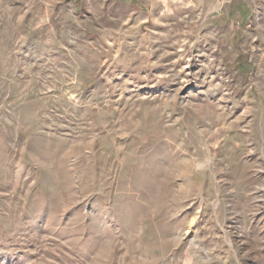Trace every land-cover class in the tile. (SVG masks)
<instances>
[{
  "label": "rangeland",
  "instance_id": "374dc122",
  "mask_svg": "<svg viewBox=\"0 0 264 264\" xmlns=\"http://www.w3.org/2000/svg\"><path fill=\"white\" fill-rule=\"evenodd\" d=\"M0 264H264V0H0Z\"/></svg>",
  "mask_w": 264,
  "mask_h": 264
},
{
  "label": "crops",
  "instance_id": "0c3cea01",
  "mask_svg": "<svg viewBox=\"0 0 264 264\" xmlns=\"http://www.w3.org/2000/svg\"><path fill=\"white\" fill-rule=\"evenodd\" d=\"M245 5H246V3H245ZM242 7L244 8L245 6L243 5Z\"/></svg>",
  "mask_w": 264,
  "mask_h": 264
}]
</instances>
